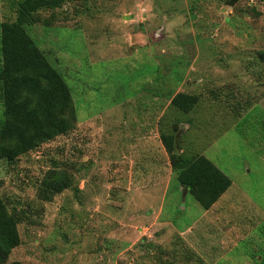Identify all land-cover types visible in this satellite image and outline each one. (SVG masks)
Here are the masks:
<instances>
[{"label": "rangeland", "instance_id": "obj_1", "mask_svg": "<svg viewBox=\"0 0 264 264\" xmlns=\"http://www.w3.org/2000/svg\"><path fill=\"white\" fill-rule=\"evenodd\" d=\"M12 1L0 0V22L14 20ZM38 17L27 31L76 121L0 161V198L21 219L5 264H193L176 242L203 264H264V0H68ZM175 68V91L198 97L189 114L164 97ZM173 128L178 153L231 181L207 211L170 169L159 132ZM52 166L74 188L43 202Z\"/></svg>", "mask_w": 264, "mask_h": 264}, {"label": "trees", "instance_id": "obj_2", "mask_svg": "<svg viewBox=\"0 0 264 264\" xmlns=\"http://www.w3.org/2000/svg\"><path fill=\"white\" fill-rule=\"evenodd\" d=\"M66 1L13 0L14 20L0 22V161L7 164L57 136L66 135L74 127L71 91L27 31L29 26L40 24L41 12L60 9ZM50 21L41 24L49 27ZM254 59L264 65V52L257 53ZM171 78L176 82L164 97L173 109L189 114L198 97L175 91L181 81L177 68ZM174 130L159 132L170 169L178 185L207 211L230 188L231 181L204 156L178 153ZM73 188L71 176L52 166L44 173L37 195L39 200L49 202L55 195ZM19 216L0 198V264H5L11 251L20 244ZM175 247L184 249L181 255L185 262L203 264L191 249L177 242ZM158 264L171 263L158 260Z\"/></svg>", "mask_w": 264, "mask_h": 264}, {"label": "crops", "instance_id": "obj_3", "mask_svg": "<svg viewBox=\"0 0 264 264\" xmlns=\"http://www.w3.org/2000/svg\"><path fill=\"white\" fill-rule=\"evenodd\" d=\"M152 111H153V109H152ZM154 114V113H153ZM153 114H152V116H153ZM145 153H149V150H148V148H146V152ZM150 155L152 156L153 155V151H152V149H151V151H150Z\"/></svg>", "mask_w": 264, "mask_h": 264}, {"label": "built area", "instance_id": "obj_4", "mask_svg": "<svg viewBox=\"0 0 264 264\" xmlns=\"http://www.w3.org/2000/svg\"><path fill=\"white\" fill-rule=\"evenodd\" d=\"M250 2L256 1V0H249Z\"/></svg>", "mask_w": 264, "mask_h": 264}]
</instances>
